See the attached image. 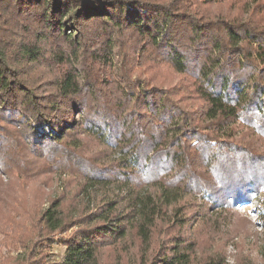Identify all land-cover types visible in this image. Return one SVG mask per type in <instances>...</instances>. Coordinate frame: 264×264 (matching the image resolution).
<instances>
[{
	"label": "trees",
	"instance_id": "16d2710c",
	"mask_svg": "<svg viewBox=\"0 0 264 264\" xmlns=\"http://www.w3.org/2000/svg\"><path fill=\"white\" fill-rule=\"evenodd\" d=\"M262 191L264 0H0V264H225L195 233Z\"/></svg>",
	"mask_w": 264,
	"mask_h": 264
},
{
	"label": "rangeland",
	"instance_id": "374dc122",
	"mask_svg": "<svg viewBox=\"0 0 264 264\" xmlns=\"http://www.w3.org/2000/svg\"><path fill=\"white\" fill-rule=\"evenodd\" d=\"M67 176L68 174L62 171L42 176L43 179L47 178L44 188L47 194L39 193L40 198L45 194L42 208L48 204L50 197L58 196L64 191L65 182L69 180ZM2 178L8 189L13 190L11 195L16 196L21 187L14 182L15 177L10 173H5ZM203 201L202 194H199L196 200L197 213L205 214ZM244 204L242 206L236 204L231 210L223 212L220 210L217 214L208 217L210 221L202 230L195 233L199 243L203 242L206 246L199 249L200 255L214 250H223L225 264H264V224L261 215L264 208V191L252 201ZM65 250L66 246L56 242L46 247L44 253L50 263L63 264ZM25 253L24 247L15 240L13 232L4 230L0 226V262L16 256H25Z\"/></svg>",
	"mask_w": 264,
	"mask_h": 264
},
{
	"label": "built area",
	"instance_id": "2783aa9c",
	"mask_svg": "<svg viewBox=\"0 0 264 264\" xmlns=\"http://www.w3.org/2000/svg\"><path fill=\"white\" fill-rule=\"evenodd\" d=\"M240 205L242 206V205H245V204H240Z\"/></svg>",
	"mask_w": 264,
	"mask_h": 264
}]
</instances>
